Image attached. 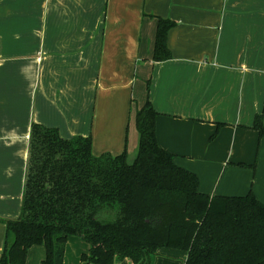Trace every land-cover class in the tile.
<instances>
[{
    "label": "crops",
    "instance_id": "0c3cea01",
    "mask_svg": "<svg viewBox=\"0 0 264 264\" xmlns=\"http://www.w3.org/2000/svg\"><path fill=\"white\" fill-rule=\"evenodd\" d=\"M156 17L175 22L164 61L152 59ZM147 97L158 145L200 192L252 191L264 204V132L253 127L256 115L264 125V0H0V218L20 214L33 122L132 161L134 115ZM4 232L0 221V251ZM87 251L69 236L63 264H92ZM157 253L150 264L186 257ZM44 257L32 245L25 264Z\"/></svg>",
    "mask_w": 264,
    "mask_h": 264
},
{
    "label": "trees",
    "instance_id": "16d2710c",
    "mask_svg": "<svg viewBox=\"0 0 264 264\" xmlns=\"http://www.w3.org/2000/svg\"><path fill=\"white\" fill-rule=\"evenodd\" d=\"M156 21L152 59L164 61L171 58L166 36L175 22ZM156 116L147 97L134 115L132 161L126 151L94 155L90 136L63 138L57 128L33 122L20 214L0 218V264H25L35 244L45 248L41 264H63L69 236L88 244L81 259L92 264L124 258L150 264L163 247L185 251L182 264H264V204L252 191L200 192L197 176L158 145ZM253 127L264 132L261 115Z\"/></svg>",
    "mask_w": 264,
    "mask_h": 264
}]
</instances>
